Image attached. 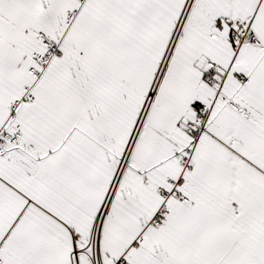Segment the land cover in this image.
Listing matches in <instances>:
<instances>
[{
	"label": "snow or ice",
	"instance_id": "6c2138e0",
	"mask_svg": "<svg viewBox=\"0 0 264 264\" xmlns=\"http://www.w3.org/2000/svg\"><path fill=\"white\" fill-rule=\"evenodd\" d=\"M0 264H264V0H0Z\"/></svg>",
	"mask_w": 264,
	"mask_h": 264
}]
</instances>
